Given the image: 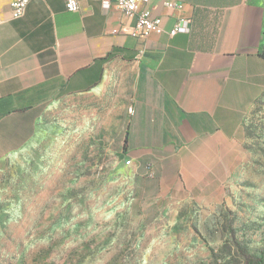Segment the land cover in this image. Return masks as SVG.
<instances>
[{"label":"crops","instance_id":"0c3cea01","mask_svg":"<svg viewBox=\"0 0 264 264\" xmlns=\"http://www.w3.org/2000/svg\"><path fill=\"white\" fill-rule=\"evenodd\" d=\"M10 1L0 0V161L35 141L51 97L92 94L114 104L108 118L125 119L146 165L178 160L198 191L216 181L264 94V0H151L163 24L145 39L115 0H80L76 13L31 0L18 19Z\"/></svg>","mask_w":264,"mask_h":264},{"label":"rangeland","instance_id":"374dc122","mask_svg":"<svg viewBox=\"0 0 264 264\" xmlns=\"http://www.w3.org/2000/svg\"><path fill=\"white\" fill-rule=\"evenodd\" d=\"M96 99L51 97L35 141L0 161V264H243L242 249L261 256L264 94L202 191L180 176L178 160L155 167L148 152H130L125 119H109L114 104Z\"/></svg>","mask_w":264,"mask_h":264},{"label":"built area","instance_id":"2783aa9c","mask_svg":"<svg viewBox=\"0 0 264 264\" xmlns=\"http://www.w3.org/2000/svg\"><path fill=\"white\" fill-rule=\"evenodd\" d=\"M31 0H11L10 1V16L12 19H18L25 14V11ZM112 0H104V4L108 5ZM151 0H115L117 8L129 18L136 19V25L133 35L137 38L145 39L154 30L163 24V17L155 15L153 10L148 6ZM66 9L69 12H79L80 0H65ZM165 5L174 9L180 10L181 5L173 2H165ZM5 22L4 15L0 10V27ZM184 28L183 20H178L175 24L171 35L179 33Z\"/></svg>","mask_w":264,"mask_h":264},{"label":"trees","instance_id":"16d2710c","mask_svg":"<svg viewBox=\"0 0 264 264\" xmlns=\"http://www.w3.org/2000/svg\"><path fill=\"white\" fill-rule=\"evenodd\" d=\"M260 55L264 58V51ZM240 256L243 259V264H264V251L261 252V256H257L250 254L246 249H242Z\"/></svg>","mask_w":264,"mask_h":264},{"label":"bare ground","instance_id":"6f19581e","mask_svg":"<svg viewBox=\"0 0 264 264\" xmlns=\"http://www.w3.org/2000/svg\"><path fill=\"white\" fill-rule=\"evenodd\" d=\"M129 112H130V113H132V112H133V109H132V108H130V109H129Z\"/></svg>","mask_w":264,"mask_h":264}]
</instances>
